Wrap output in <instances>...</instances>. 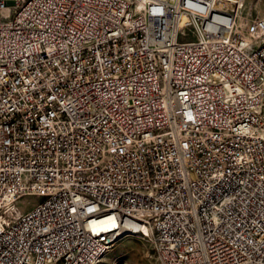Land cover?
Instances as JSON below:
<instances>
[{"label": "built area", "instance_id": "2783aa9c", "mask_svg": "<svg viewBox=\"0 0 264 264\" xmlns=\"http://www.w3.org/2000/svg\"><path fill=\"white\" fill-rule=\"evenodd\" d=\"M241 8L0 0V264H99L131 234L152 264H264V17Z\"/></svg>", "mask_w": 264, "mask_h": 264}, {"label": "rangeland", "instance_id": "374dc122", "mask_svg": "<svg viewBox=\"0 0 264 264\" xmlns=\"http://www.w3.org/2000/svg\"><path fill=\"white\" fill-rule=\"evenodd\" d=\"M241 14L245 18L264 17V0H241ZM42 198L31 199V204L22 207L26 210ZM151 244L133 235L119 238L109 249L99 264H152Z\"/></svg>", "mask_w": 264, "mask_h": 264}, {"label": "bare ground", "instance_id": "6f19581e", "mask_svg": "<svg viewBox=\"0 0 264 264\" xmlns=\"http://www.w3.org/2000/svg\"><path fill=\"white\" fill-rule=\"evenodd\" d=\"M144 18H154V10H144ZM130 236L126 235L125 237Z\"/></svg>", "mask_w": 264, "mask_h": 264}]
</instances>
